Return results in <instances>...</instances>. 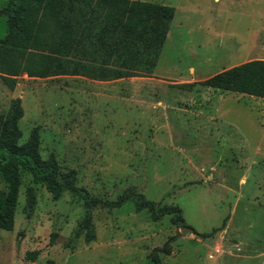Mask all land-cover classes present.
<instances>
[{
  "label": "rangeland",
  "instance_id": "rangeland-1",
  "mask_svg": "<svg viewBox=\"0 0 264 264\" xmlns=\"http://www.w3.org/2000/svg\"><path fill=\"white\" fill-rule=\"evenodd\" d=\"M134 1L175 10L151 77L97 83L22 74L13 90L0 79V115L19 99L18 144L37 129L40 157L75 171L91 196L115 201L135 189L180 208L184 224L171 215L154 221L132 202L97 207L87 242L76 235L82 201L69 191L54 199L21 172L13 228L0 230V264H157L153 252L163 264H264V156L256 154L264 148V100L205 84L264 60V0ZM5 32L0 16V38ZM30 186L36 200L26 215ZM6 194L0 176V198Z\"/></svg>",
  "mask_w": 264,
  "mask_h": 264
},
{
  "label": "trees",
  "instance_id": "trees-1",
  "mask_svg": "<svg viewBox=\"0 0 264 264\" xmlns=\"http://www.w3.org/2000/svg\"><path fill=\"white\" fill-rule=\"evenodd\" d=\"M174 8L134 0H9L0 10L6 18L7 32L0 38V79L11 90L16 78L81 75L93 80L112 81L130 77H151L174 17ZM205 84L226 92L264 99V60H251L224 70ZM23 116L19 99L11 100L0 115V176L7 194L0 198V230L13 228L14 209L21 186V172L34 184H43L54 199L69 191L83 203L84 214L76 235L94 240L92 211L113 209L132 202L148 210L154 221L171 215L183 225L180 208L158 206L135 189H127L115 201H102L77 185L75 171H63L53 156L43 160L38 151L37 129L18 144ZM34 189L25 192L24 212L32 213ZM170 253L167 243L161 250ZM37 253H28L33 261ZM163 264L155 252L151 255Z\"/></svg>",
  "mask_w": 264,
  "mask_h": 264
},
{
  "label": "crops",
  "instance_id": "crops-1",
  "mask_svg": "<svg viewBox=\"0 0 264 264\" xmlns=\"http://www.w3.org/2000/svg\"><path fill=\"white\" fill-rule=\"evenodd\" d=\"M5 34H6V32H5ZM5 36V35H4ZM3 36V37H4ZM2 37V38H3ZM251 61V60H250ZM245 62H248V61H245ZM245 62H243V63H245ZM240 65V64H239ZM23 74H25L26 76H28L26 73H23ZM58 78H63V77H69L68 75H59V76H57ZM17 79V78H16ZM92 81H95V82H97V83H110V82H112V81H101V80H93L92 79ZM17 83V82H16ZM4 84V83H3ZM5 85V84H4ZM249 97H251V98H256V97H253V96H249ZM257 99H260V100H264V99H262V98H257ZM261 129H263L264 130V127L263 126H261ZM256 154H260V155H262V156H264V148L262 147V146H259V147H257L256 148Z\"/></svg>",
  "mask_w": 264,
  "mask_h": 264
},
{
  "label": "water",
  "instance_id": "water-1",
  "mask_svg": "<svg viewBox=\"0 0 264 264\" xmlns=\"http://www.w3.org/2000/svg\"><path fill=\"white\" fill-rule=\"evenodd\" d=\"M188 233H193V230L192 229H189V228H182V234H188Z\"/></svg>",
  "mask_w": 264,
  "mask_h": 264
}]
</instances>
